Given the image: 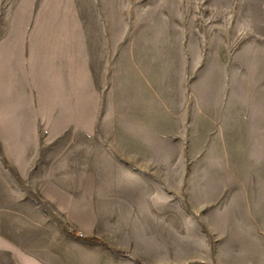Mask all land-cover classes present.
<instances>
[{"label":"rangeland","instance_id":"1","mask_svg":"<svg viewBox=\"0 0 264 264\" xmlns=\"http://www.w3.org/2000/svg\"><path fill=\"white\" fill-rule=\"evenodd\" d=\"M2 41L99 90L0 108L10 260L264 264V0H0Z\"/></svg>","mask_w":264,"mask_h":264},{"label":"crops","instance_id":"2","mask_svg":"<svg viewBox=\"0 0 264 264\" xmlns=\"http://www.w3.org/2000/svg\"><path fill=\"white\" fill-rule=\"evenodd\" d=\"M3 47V41L0 48ZM62 58L54 63L46 57L36 56L34 51H15L14 46H8L6 53L0 52V108H12L17 106L19 101L29 100L27 107H33L36 91L40 88L48 89L51 92L50 99L58 101L59 120L62 123V85H66L71 91L70 98L79 102L80 109L78 115L82 116L80 123L92 126L97 124L99 117V90L98 84L91 75V68L88 62L79 59L75 62V67H71L62 72ZM72 65L71 63H69ZM76 99V100H75ZM54 107V103L52 104ZM71 107V104H70ZM76 108V109H77ZM31 139L34 135H31ZM34 148L32 147L33 154ZM28 154V153H27ZM8 253V260L0 264H35L34 259H29L27 254L22 253L20 259L10 260L11 243L9 240L4 243L0 238V252Z\"/></svg>","mask_w":264,"mask_h":264},{"label":"trees","instance_id":"3","mask_svg":"<svg viewBox=\"0 0 264 264\" xmlns=\"http://www.w3.org/2000/svg\"><path fill=\"white\" fill-rule=\"evenodd\" d=\"M74 235V234H73ZM75 236V235H74ZM123 255L129 256L127 253L125 252H121Z\"/></svg>","mask_w":264,"mask_h":264}]
</instances>
